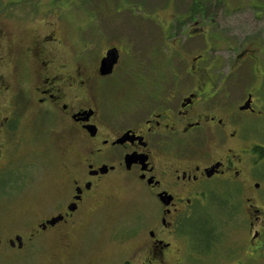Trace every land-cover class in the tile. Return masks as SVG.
<instances>
[{"label": "flooded vegetation", "instance_id": "af4514ba", "mask_svg": "<svg viewBox=\"0 0 264 264\" xmlns=\"http://www.w3.org/2000/svg\"><path fill=\"white\" fill-rule=\"evenodd\" d=\"M256 7L264 9V2ZM206 34L185 73L172 68L169 85L161 76L153 79L159 89L134 98L130 109L116 106L120 112L90 93L113 76L117 63L107 75L99 67L109 49L119 54L116 46L88 70L58 61L61 41L54 32L36 34L26 47L13 41L2 48V41L0 179L15 177V163L37 154L23 148L25 138L32 139L22 131L24 110L32 119L58 112L76 133L80 157L57 212L24 230H0V264H53L24 253L57 226L89 225L105 192L121 182L143 188L155 216L143 264L264 261V32L235 37L219 21L212 33L194 29L188 36ZM30 69L37 79L28 84L17 71ZM57 216L58 222L47 223ZM198 217L205 222L193 227Z\"/></svg>", "mask_w": 264, "mask_h": 264}, {"label": "rangeland", "instance_id": "374dc122", "mask_svg": "<svg viewBox=\"0 0 264 264\" xmlns=\"http://www.w3.org/2000/svg\"><path fill=\"white\" fill-rule=\"evenodd\" d=\"M262 2L0 0V26L6 32L0 44L3 41L4 48L14 41L26 47L36 34L54 32L61 41L55 49L58 61H66L71 68L87 65L88 70L108 46H116L120 56L113 76L93 84L90 93L109 103L108 110L120 112L116 106L130 109L134 98L159 89L150 83L153 79L161 76L169 85L172 68L185 73L203 44L202 38L208 37L188 36L194 29L212 33L214 23L226 21L235 37L263 33L264 9L256 7ZM17 73L28 84L37 79L31 69L28 74L21 70ZM143 76L144 81L140 80ZM239 90L235 89V95ZM21 116L24 135L32 136L31 140L25 138L23 148L34 149L37 154L15 163V177L0 179V230H24L40 217L57 212L69 194L68 179L80 157L76 133L62 125L58 112L51 119H32L27 110ZM105 193L107 197L89 225L68 231L57 226L34 241L31 251L24 254L34 261L53 264H143L146 233L155 217L148 194L140 186L124 182ZM204 222L198 217L192 226ZM226 240L230 243L233 237ZM187 264L195 263L191 260Z\"/></svg>", "mask_w": 264, "mask_h": 264}, {"label": "water", "instance_id": "95a60500", "mask_svg": "<svg viewBox=\"0 0 264 264\" xmlns=\"http://www.w3.org/2000/svg\"><path fill=\"white\" fill-rule=\"evenodd\" d=\"M118 51L116 48H111L109 49L105 56L101 59L100 61V74L102 75H107L110 74L113 70L114 65L117 63L118 61ZM60 220V217H53L52 219H50L47 223L50 225L55 224L56 222H58Z\"/></svg>", "mask_w": 264, "mask_h": 264}]
</instances>
